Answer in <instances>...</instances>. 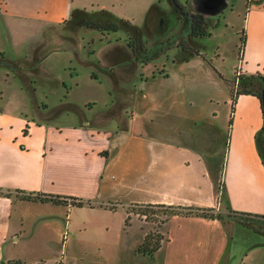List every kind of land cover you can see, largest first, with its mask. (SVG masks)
<instances>
[{"label": "crops", "instance_id": "0c3cea01", "mask_svg": "<svg viewBox=\"0 0 264 264\" xmlns=\"http://www.w3.org/2000/svg\"><path fill=\"white\" fill-rule=\"evenodd\" d=\"M95 6L93 0H0V55L12 49L20 56L13 59L20 65L18 70H26L38 57L30 68L36 78L54 50L48 49L54 37L62 38L53 44L69 38L54 35V27L64 26L74 9L91 11ZM248 11L237 68L244 75L264 74V0H256ZM110 48L121 52L123 59L104 63L92 47L90 56L87 51L80 56L95 62L98 58L101 66L97 68L103 75L94 70L92 79L109 82L107 103L99 110L90 103L63 100L50 107L44 100L50 92L39 88L38 79L28 84L0 64L2 75L20 78L5 105L0 91V188L76 196L94 204L77 207L0 195V260L15 259L6 258L2 249L29 236V231L41 233L53 227L54 234L44 237L50 244L73 236L104 246L95 264H103L109 253L114 254L115 264H264L263 239H255L264 234L232 217H171L169 239L152 258L135 251L144 237L132 244L125 239L127 208L132 205L204 207L222 214H228L230 205L238 212L264 214V162L256 138L264 115L256 95H237L231 115L228 96L220 101L200 88L195 70L208 72L211 63L202 51L181 59L178 69L165 65L156 71L129 44ZM176 63L173 59L172 64ZM57 79L66 87L61 75ZM212 81L218 89L221 84ZM188 86L200 90L193 92ZM26 100L34 103L28 111ZM217 107L228 111L226 123ZM224 126L228 137L221 155ZM220 179L226 189L224 198L216 188ZM88 213L99 218L82 217ZM106 213H122L124 219L110 239L101 234L111 225L107 216L100 218ZM92 230L100 234H91ZM125 249L130 253L124 254ZM55 256V264H64V256ZM42 259L24 262L36 264Z\"/></svg>", "mask_w": 264, "mask_h": 264}, {"label": "rangeland", "instance_id": "374dc122", "mask_svg": "<svg viewBox=\"0 0 264 264\" xmlns=\"http://www.w3.org/2000/svg\"><path fill=\"white\" fill-rule=\"evenodd\" d=\"M178 1L177 5L180 9L179 12L175 10L173 2H170L169 0H93L97 6L91 11H86V13L89 14L90 17L103 18L104 21H112L116 20L115 18H122L123 21L121 22L120 31L102 32L81 26L78 24L79 21L77 22L70 18L64 26L54 27V35H69V38L61 43L53 44L54 40L59 41L62 38L54 37L53 43L50 45L52 48H48L49 51L53 48L54 50L40 70L36 73V78L31 76L30 71L32 69L30 68L36 65L38 57L26 66V70H18L16 69V66L19 64L13 59H17L20 56L14 55L12 49H8L7 55H0V64L2 66L6 65L10 67L7 68L8 72L16 74L18 77L22 78V80L28 82V84L38 79L39 88L45 90L48 89L50 92L49 97L46 99L44 98L46 101L45 104H48L50 107L57 105L63 100L75 101L79 104L90 103L95 106V109L99 110L105 107V104L107 103L109 95L107 86L109 85V82L104 78H101L102 82L101 80L94 81L92 79V73L94 70L102 74V72L99 71L101 69L97 68V65L101 66V63L99 64V61L97 60L98 58L95 62L84 59L82 60L80 56L82 57V54L86 51L90 56L89 49L92 47L93 49H96V51H99L98 57L104 63V60H122L121 52L115 53L113 49L110 48L114 47V44L125 43L126 45L129 44L130 46V44H132L134 46L137 40H139L140 43L142 40L144 45L153 47L161 41L163 42L169 38L172 40L170 50H167L165 54L163 53V55L157 57V60L146 59L147 62H151V67L156 71L163 69V66L165 65L178 69V64L182 61L181 59L188 58L191 55L195 56L202 51L205 54L204 57L209 59L211 63H208L207 65L208 72H206V70H203L202 72L200 70H195L194 74L199 81L200 88L209 91L211 96H214L215 98L218 97L220 101L223 96H228V106L231 107V99L236 90H241L243 88V84L241 85L240 83L237 85L236 69L239 63V54H241V36L243 31L246 32L245 24L249 12L248 5L246 4L247 0H228L229 7L224 9L223 13L217 17L211 16L206 12L207 9H209L207 7V0H188V2L187 0ZM255 3L256 0H254L252 5ZM89 4L90 2L86 1V5ZM152 6L153 8L158 9L156 11H151L153 9H151ZM159 9L161 12L164 11L169 16V21L166 23L167 26L164 25L165 28L163 27L162 29L157 28V22H155L156 19L154 14L159 13ZM195 11L202 12L207 17L208 31H210V33L206 36H186L180 32L183 23H181V20L176 19V16H179V13L185 16L186 14L188 15ZM104 12L107 14L103 15ZM119 14H122V16H119ZM124 15H128V17L125 18ZM148 17L150 18V22L148 21ZM217 21H221L219 25L217 24ZM180 40L181 42H185V45L178 48L177 41L180 42ZM82 51L84 52L82 53ZM39 52L40 50H38L36 55H38ZM83 58L86 59L84 56ZM173 59L177 62L176 66L172 64ZM72 72H74L73 76ZM104 72L107 73L106 71ZM58 75H61V80L66 82V87L62 84V81L60 83L57 82ZM223 76L224 78H222ZM212 78L221 84L218 87L219 90L215 88L216 84L213 83ZM19 79L17 81L13 75L10 77L6 74L2 75V71H0V91H3L2 100H4V105L9 91L12 87L16 86ZM48 87H52L53 91L51 92ZM249 87L252 88V86ZM200 88L197 86H188V89L193 92L197 91V93ZM254 88H259V84ZM62 92L64 96H67L66 99L62 96ZM198 95L202 96V94ZM13 98L14 96H11L8 100ZM16 99V102L22 100L21 98ZM2 100L0 98V102ZM25 103L28 108L27 111L34 105V103H30L28 100H26ZM39 104L42 105L41 102ZM223 106L224 104L221 103L220 109L224 108ZM20 108L23 109L24 105L21 104ZM220 109L217 107L219 113L223 112L224 123H226V115L228 111L226 108L223 111ZM223 115H221V117ZM226 129L227 127L224 126L221 134V155H223V150L226 148L228 137ZM24 130H27V127ZM128 208L130 211L127 212L126 217H128L129 225L125 229V239L130 240L131 244L142 239V237H144L149 231H160L162 234L164 233V225L160 226V221L165 215L160 213V208H145L144 206L134 205L129 206ZM144 208L151 211L148 217L141 213V210H144ZM95 216L99 218V216L90 213L83 215L82 217L90 221L95 218ZM121 216L122 213L115 215L106 213L105 215L100 216L102 219L106 217L105 220L111 223L108 230L101 232V234L104 235V238H114L118 233L119 226L121 225L122 227L124 223V219ZM251 219L250 226L248 224L247 226L254 231L261 230L263 234L264 218L251 217ZM52 228L53 227H51L50 230H45L41 233L40 231L37 232V229L36 231H29L28 233L30 235L26 238L15 241L14 246L2 249L5 257L21 259L23 261L36 257H43L45 260H40V263L55 264L53 259L57 257L55 256L56 253H59V256H64V264H95L96 256L100 254L99 249L104 246H97L95 243L86 242L85 240L77 241L74 240L73 236H67L66 239H63L62 237L57 240V243L50 244L46 242L44 237L49 233L51 235L54 234ZM38 233L40 234L38 235ZM90 233H93L96 236L100 234L97 230H92ZM35 235H37V237H35ZM257 238L263 239L262 241L264 242V236L261 234L256 235L255 239ZM124 251V254L130 253V249H125ZM135 251L139 253L137 249ZM112 256H114V254L109 253V256L103 264H115ZM150 257L152 258V256ZM46 259H49L50 261ZM56 264L63 263L59 262Z\"/></svg>", "mask_w": 264, "mask_h": 264}, {"label": "trees", "instance_id": "16d2710c", "mask_svg": "<svg viewBox=\"0 0 264 264\" xmlns=\"http://www.w3.org/2000/svg\"><path fill=\"white\" fill-rule=\"evenodd\" d=\"M254 0H247L248 8L251 7ZM107 14L106 12L103 13ZM71 19L75 21H79L78 24L84 27H89L91 29H96L102 32H118L121 30V22L123 21L121 19L116 20H108L104 21L103 18L100 17H90L89 14L86 13L84 10L80 9H74L71 14ZM205 16L200 13H195L194 19H193V30L194 34L196 36H204L207 34L206 30V24H205ZM246 40V32L243 31V34L241 36V50L244 47V43ZM132 46V44H130ZM243 84V88L241 90H236L235 94L232 97V103H231V115L233 114L235 110V104H236V96L239 94H253L256 95L262 102V94L264 92V74L257 73L252 75H240L239 76V84ZM259 84V88L255 89L256 85ZM249 86H252L250 88ZM262 110L264 115V105L262 102ZM229 126L231 129L232 126V118L229 120ZM25 133H27V130H24ZM257 138V144L259 147L260 154L263 158L264 162V126L259 131V133L256 136ZM221 176L223 177V173H221ZM216 188L217 192H221V197H225L226 189L224 186L223 181L217 180L216 182ZM0 195H5L8 197L16 196L20 197L25 200L30 201H42V202H54V203H60L70 206H77V207H83V206H91L93 207V201L91 199H84L76 196H64V195H54V194H47V193H41V192H26L21 189H17L15 191L12 190H3L0 188ZM134 206H144L145 208H151V207H157L160 208V213H162L164 218L160 221V226L164 225V233L162 234L160 231H149L145 234L142 242L137 247V250L143 254H147L149 256H152L163 246L165 241H168V226L167 223L170 220L171 217L175 215H181V216H201L205 218L210 219H227V218H234L239 220L240 222H243L244 224H250L251 217H262L264 218V214H250L246 212H238L231 208L229 205V212L228 214H222L221 212L216 211L214 208H204V207H185V206H175V205H167V204H139ZM110 209H115L116 206H109ZM141 210L142 215H145L148 217L150 215L149 210L145 209ZM129 208L127 212H129ZM251 215V216H250ZM129 225L128 217L125 218V228ZM250 226V225H249ZM258 231V230H256ZM0 264H25V262L21 259H10L7 261L0 260ZM36 264H44V262H39Z\"/></svg>", "mask_w": 264, "mask_h": 264}, {"label": "flooded vegetation", "instance_id": "af4514ba", "mask_svg": "<svg viewBox=\"0 0 264 264\" xmlns=\"http://www.w3.org/2000/svg\"><path fill=\"white\" fill-rule=\"evenodd\" d=\"M170 2H173V6L175 7V10H177V12L180 11L178 5H177V2H179L178 0H169ZM188 2V0H187ZM186 2V3H187ZM153 8V6L151 7V9ZM158 8H153L151 11H156ZM150 13V12H149ZM195 13L196 12H191L190 14H186L185 16L182 15L181 13H179L178 15L179 16H176V19L178 20H181V23H183L182 25V29L180 30L181 34H184V35H191L193 37H202V36H196L193 32V19H194V16H195ZM201 14V13H200ZM155 15V22H157V28L159 29H162L166 25V23L169 21V16L167 13H165L164 11H160L159 9V13L157 14H154ZM205 16V15H204ZM188 20V22H187ZM205 26H206V30H207V34L208 35L210 33V31H208V20H207V17L205 16ZM148 21L150 22V18L148 17ZM221 21H217V24L219 25ZM217 25V26H218ZM165 28V27H164ZM204 35V36H206ZM176 37V35H175ZM139 40H137V42H135L134 46L132 45V48L134 49V51L136 53H140L139 55H144L145 56V59H151V60H157L156 58L163 55V53L165 54V52L167 50H170V45L172 44V40L171 39H166L165 41H161L160 43H158L157 45L153 46V47H148L146 45L143 44L142 40H141V43L140 41L138 42ZM139 44V45H138ZM177 47L178 48H181L182 46L185 45V42H178L177 41ZM200 53V52H199ZM238 69V68H237ZM236 69V75H237V79L239 80V76L240 75H244L243 73H239V71ZM258 232H261L262 231H258ZM264 234V233H263Z\"/></svg>", "mask_w": 264, "mask_h": 264}, {"label": "water", "instance_id": "95a60500", "mask_svg": "<svg viewBox=\"0 0 264 264\" xmlns=\"http://www.w3.org/2000/svg\"><path fill=\"white\" fill-rule=\"evenodd\" d=\"M207 9L206 12H208L211 16H219L221 13H223L224 9L229 7V1L228 0H207ZM205 15L202 12H197ZM262 102L264 105V92L262 94Z\"/></svg>", "mask_w": 264, "mask_h": 264}]
</instances>
